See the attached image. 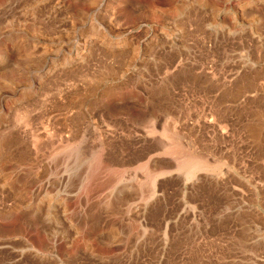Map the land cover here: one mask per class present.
Segmentation results:
<instances>
[{
    "label": "rangeland",
    "instance_id": "rangeland-1",
    "mask_svg": "<svg viewBox=\"0 0 264 264\" xmlns=\"http://www.w3.org/2000/svg\"><path fill=\"white\" fill-rule=\"evenodd\" d=\"M0 264H264V0H0Z\"/></svg>",
    "mask_w": 264,
    "mask_h": 264
}]
</instances>
